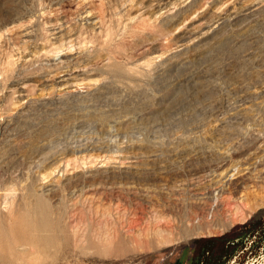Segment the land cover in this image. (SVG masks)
Returning <instances> with one entry per match:
<instances>
[{
    "label": "rangeland",
    "instance_id": "obj_1",
    "mask_svg": "<svg viewBox=\"0 0 264 264\" xmlns=\"http://www.w3.org/2000/svg\"><path fill=\"white\" fill-rule=\"evenodd\" d=\"M2 13L0 264H264V0Z\"/></svg>",
    "mask_w": 264,
    "mask_h": 264
},
{
    "label": "bare ground",
    "instance_id": "obj_2",
    "mask_svg": "<svg viewBox=\"0 0 264 264\" xmlns=\"http://www.w3.org/2000/svg\"><path fill=\"white\" fill-rule=\"evenodd\" d=\"M3 13H4V11H3ZM3 13L0 14V22H7V21H9V20H10V17L7 16V15H5V14H3ZM107 15H108V13H107ZM107 15H106V16H107ZM106 18H107V17H106ZM101 19H102V18H101ZM111 20H112V19H111ZM118 20H119V19H118ZM100 22H101V21H100ZM100 22H99V23H100ZM108 22H109V21H108ZM112 22H113V21H112ZM115 22H116V21H115ZM50 23H51V22H50ZM104 23H105V22H104ZM120 23H121V22H120ZM0 24H1V23H0ZM112 24H113V23H112ZM107 25H110V24L107 23ZM115 25H116V24H115ZM115 25H114V26H115ZM100 26H101V25H100ZM111 26H112V25H111ZM89 27H90V25H89ZM106 28H108V27H106ZM33 29H34V28H33ZM111 29H112V28H111ZM98 30H99V29H98ZM103 30H104V29H103ZM90 31H91V30H90ZM2 32H3V31H2ZM88 32H89V31H88ZM91 32H92V31H91ZM99 32H101V31H99ZM105 32H106V31H105ZM33 33L35 34L34 31H33ZM59 33H61V32H59ZM31 34H32V33H31ZM82 34H83V32H82ZM99 34H100V33H99ZM88 35H89V34H88ZM108 35H109V34H108ZM27 36H28V34H27ZM30 38H31V35H30ZM32 38H33V37H32ZM95 38H97V37H95ZM107 38H108V37H106V39H107ZM93 39H94V37H93ZM106 39H105V41H106ZM107 40H108V39H107ZM31 41H32V40H31ZM35 41H36V39H35ZM105 41H104V43H105ZM111 41H112V40H111ZM121 41H122V39H121ZM36 42H37V41H36ZM108 42H109V41H107V43H108ZM114 42H115V41H114ZM34 43H35V42H34ZM98 43H99V42H98ZM101 43H102V42H101ZM104 43H103V44H104ZM92 44H93V43H92ZM50 45H52V44H50ZM100 45H101V44H100ZM103 46H104V45H103ZM0 47H2V45H1ZM24 47H26V45H25ZM93 47H94V46H93ZM98 47H99V46H98ZM100 47H102V46H100ZM139 48H140V47H139ZM9 49H10V48H9ZM93 49H95V48H93ZM101 49H103V48H101ZM105 49H107V48H105ZM111 49H112V48H111ZM2 50H3V49H2ZM109 50H110V49H109ZM94 51H95V50H93V52H94ZM106 51H107V50H106ZM110 51H111V50H110ZM110 51H108V52L110 53ZM136 51H137V50H136ZM90 53H92V52H90ZM95 53H96V52H95ZM92 54H93V53H92ZM9 55H10V54H9ZM3 57H4V56H3ZM3 57H2V59H4ZM9 57H10V56H9ZM9 57H8V58H9ZM87 57H88V56H87ZM90 57H91V56H90ZM112 57H114V56H112ZM0 58H1V56H0ZM12 58H13V57H12ZM6 59H7V57H6ZM84 59H87V58H84ZM8 60H10V58H9ZM31 60H32V59H31ZM31 60H30V61H31ZM87 60H88V59H87ZM0 61H1V59H0ZM3 61H5V60H3ZM6 61H7V60H6ZM11 61H12V59H11ZM33 61H35V60H33ZM38 61H39V60H38ZM7 62H9V61H7ZM51 62H52V61H51ZM78 62H79V61H78ZM81 62H82V61H81ZM36 63H37V62H36ZM36 63H35V64H36ZM87 63H88V62H87ZM87 63H86V64H87ZM2 64H3V63H2ZM6 64H8V63H6ZM6 64H3V65H6ZM37 64H38V63H37ZM48 64H49V63H48ZM58 64H59V63H58ZM77 64H78V63H77ZM28 65H29V64H28ZM32 65H33V64H32ZM32 65H30V66H32ZM39 65H40V64H39ZM78 65H79V64H78ZM8 66L10 67L11 65H8ZM25 66H26V65H25ZM34 66H35V65H34ZM47 66H48V65H47ZM51 66H52V65H51ZM53 66H54V68L56 67L55 65H53ZM53 66H52V67H53ZM58 66H59V65H58ZM61 66H62V65H61ZM61 66H60V68H61ZM76 66H77V65H76ZM147 66H148V65H147ZM3 67H4V66H3ZM3 67H2V68H3ZM32 67H33V66H32ZM42 67H43V66H41V68H42ZM44 67H45V66H44ZM48 67H49V66H48ZM73 67H74V66H73ZM12 68H13V67H12ZM25 68H26V67H25ZM60 68H59V69H60ZM0 69H1V66H0ZM28 69H30V68L28 67ZM49 69H51V68H49ZM63 69H64V68H63ZM68 69H70V68L68 67ZM74 69H75V68H74ZM5 70H6V68H5ZM8 70L10 71L11 68H9ZM13 70H15V69H13ZM13 70H12V71H13ZM61 70H62V68H61ZM64 70H65V69H64ZM1 71H2V70H1ZM9 71H7V72L5 71V72L8 73ZM12 71H11V72H12ZM16 71H17V69H16ZM22 71H23V70H22ZM66 71H67V70H66ZM66 71H65V72H66ZM13 72H14V71H13ZM52 72H53V71H52ZM21 73H23V72H21ZM21 73H20V74H21ZM35 74H38V72L35 73ZM35 74H34V75H35ZM7 75H8V74H7ZM14 75H15V74H14ZM8 76H9V75H8ZM16 76H17V75H16ZM17 77H18V76H17ZM25 77H26V76H25ZM9 78H10V77H9ZM14 78H15V77H14ZM14 78H13V79H14ZM4 79H5V78H4ZM16 80H17V78H16ZM19 80H20V78H19Z\"/></svg>",
    "mask_w": 264,
    "mask_h": 264
}]
</instances>
